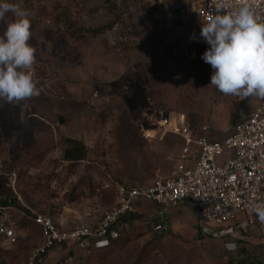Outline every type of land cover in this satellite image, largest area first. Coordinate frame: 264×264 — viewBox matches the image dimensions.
<instances>
[{
    "label": "rangeland",
    "instance_id": "obj_1",
    "mask_svg": "<svg viewBox=\"0 0 264 264\" xmlns=\"http://www.w3.org/2000/svg\"><path fill=\"white\" fill-rule=\"evenodd\" d=\"M9 2L30 14L39 95L0 101V199L10 196V170L21 198L5 210L17 241L0 248V264H21L37 243L24 205L70 228L112 203L114 182L170 173L179 140L160 138L154 119L179 114L195 132L207 125L204 134L220 139L231 115L236 120L258 105L260 97L224 95L210 84L213 70L201 58L209 46H192L194 57L181 54L182 33L170 19L178 0ZM11 18L0 22V33ZM70 138L83 144L84 159H62ZM148 215L141 212L111 248L51 250L42 264H261L256 232L231 249L229 237L199 229L184 205L170 211L167 232L150 231Z\"/></svg>",
    "mask_w": 264,
    "mask_h": 264
},
{
    "label": "built area",
    "instance_id": "obj_2",
    "mask_svg": "<svg viewBox=\"0 0 264 264\" xmlns=\"http://www.w3.org/2000/svg\"><path fill=\"white\" fill-rule=\"evenodd\" d=\"M226 2L229 9L218 8L220 0H178L170 19L182 33V55L194 57L196 51L192 46H209L200 30L215 14L242 6V0ZM243 3L254 17L264 21V0ZM153 125L160 138L169 133L179 140L170 173L129 185L114 182L112 203L96 219L70 228L59 226L47 214L24 205L28 218L37 227L38 240L21 264H42L51 250L87 252L108 247L127 232L130 222H138L141 212L149 214L150 231L167 232L168 213L180 205L193 212L194 222L202 231L229 237L232 243H225L231 249L239 242L246 243L249 227L254 223L261 226L252 208L264 203V98L260 97L255 108L240 115L229 133L220 139L204 134L207 125L195 132L179 114L160 116ZM216 156L220 157L218 161ZM4 176L11 179V192L6 198L8 204H0V248L17 241L15 223L7 218L5 210L11 200L21 201L13 186V170ZM263 241L264 233L259 243ZM260 260L264 264V255Z\"/></svg>",
    "mask_w": 264,
    "mask_h": 264
},
{
    "label": "clouds",
    "instance_id": "obj_3",
    "mask_svg": "<svg viewBox=\"0 0 264 264\" xmlns=\"http://www.w3.org/2000/svg\"><path fill=\"white\" fill-rule=\"evenodd\" d=\"M220 9H229L220 0ZM12 18L0 33V101L19 104L39 95L34 79L35 48L31 39L29 12L19 4L0 0V22ZM209 47L202 60L212 68L210 84L224 95L264 98V21L254 17L246 3L219 12L201 27ZM252 211L264 224V203Z\"/></svg>",
    "mask_w": 264,
    "mask_h": 264
},
{
    "label": "trees",
    "instance_id": "obj_4",
    "mask_svg": "<svg viewBox=\"0 0 264 264\" xmlns=\"http://www.w3.org/2000/svg\"><path fill=\"white\" fill-rule=\"evenodd\" d=\"M234 120L235 119L233 118V115H231L230 121H231L232 124H233ZM67 142H68V145L62 151V159L68 160V161H70V163L73 162V161L84 159V157L86 156V149L84 148L83 144H81L80 141H78L76 139H73V138L67 139ZM8 197L9 196L0 199V204L1 205H7L8 203L6 202V198H8ZM14 201L15 200H11L10 204L12 202H14ZM135 215H137V214H135ZM137 216L139 217V215H137ZM29 221L33 225H35L31 220H29ZM126 234H127L126 231L123 232L116 240L112 241L108 247L101 248V249H98V250H102V249L113 247L116 243H118L120 237H122L123 235H126ZM242 245H245V243L242 244Z\"/></svg>",
    "mask_w": 264,
    "mask_h": 264
},
{
    "label": "crops",
    "instance_id": "obj_5",
    "mask_svg": "<svg viewBox=\"0 0 264 264\" xmlns=\"http://www.w3.org/2000/svg\"><path fill=\"white\" fill-rule=\"evenodd\" d=\"M171 211V210H170ZM170 211H169V217H170ZM194 215V214H193ZM256 219H258L257 217H256ZM257 223H259L261 226H259L258 224H256L255 226L256 227H254L256 230L255 231H251L250 230V227H252V225L249 227V235L247 236V239H246V243H251L253 240H251L250 238L251 237H253L252 236V234H253V232H256L255 234V236H258L259 238H260V240H262V235H263V232H264V224H261L260 222H259V220L257 221ZM258 237H257V240L255 239V241H258ZM259 242V241H258ZM261 261V260H260ZM261 264H263L262 262H261Z\"/></svg>",
    "mask_w": 264,
    "mask_h": 264
}]
</instances>
